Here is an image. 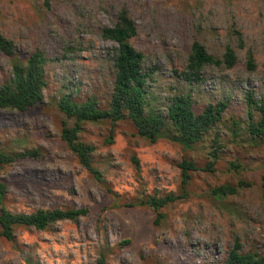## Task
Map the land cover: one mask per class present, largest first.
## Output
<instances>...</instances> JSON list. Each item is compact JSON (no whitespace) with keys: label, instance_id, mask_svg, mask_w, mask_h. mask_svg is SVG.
<instances>
[{"label":"rangeland","instance_id":"rangeland-1","mask_svg":"<svg viewBox=\"0 0 264 264\" xmlns=\"http://www.w3.org/2000/svg\"><path fill=\"white\" fill-rule=\"evenodd\" d=\"M122 9L136 25L130 43L144 56L155 108L175 93L189 94L196 112L208 103L225 108L191 147L168 137L151 142L127 118L85 122L78 137L94 146L97 180L61 140L66 119L57 101L94 96L106 106L116 45L100 28L112 26ZM0 30L15 47L12 56L0 53V84L9 81L13 62L31 52L46 59L41 101L25 111L0 109V149L38 151L0 166L2 204L13 213L87 211L42 230L17 225L11 239L0 235V264H220L235 245L264 256V135L249 132L245 98L247 91L253 100L264 96V0H57L49 8L41 0H0ZM195 40L215 56L230 46L237 62L205 66L202 80L183 81L180 71ZM182 160L197 167L185 184ZM240 181L246 186L234 195L211 194ZM168 194L177 198L158 211L147 204Z\"/></svg>","mask_w":264,"mask_h":264},{"label":"trees","instance_id":"trees-1","mask_svg":"<svg viewBox=\"0 0 264 264\" xmlns=\"http://www.w3.org/2000/svg\"><path fill=\"white\" fill-rule=\"evenodd\" d=\"M45 8L57 0H41ZM137 33L134 21L122 9L112 26L100 28L103 38L113 41L116 45L112 59L113 80L110 95L106 106L102 107L94 96L82 100L73 99L70 95H62L57 101V108L67 121H62L60 138L67 149L77 158L78 163L95 179L100 180L99 171L92 165L94 146L79 140V132L85 122H99L108 120L111 125L127 118L136 129V133L153 142L160 137L191 147L204 139L206 134L220 120L225 104L223 102L208 103L200 111L193 108V101L189 94L175 93L166 98L162 109L155 108L149 100L146 89V78L149 74L144 68V56L130 43V39ZM15 47L0 30V53L12 56ZM237 62L233 48L226 46L220 56L207 52L203 44L193 41L187 56L184 69L180 77L185 82L202 80V70L205 66L231 68ZM46 59L39 51L31 52L24 62L15 61L11 65L9 81L0 84V109L25 111L39 103L46 86L44 65ZM247 65L253 68V59L248 55ZM251 92L245 93L249 107L248 130L252 135H264V96L253 100ZM252 110L257 114L253 120ZM210 155L215 158L214 152ZM38 151L25 150L22 152H8L0 149V166L13 163L26 157H37ZM212 162L204 170L211 168ZM182 174V184L189 178L188 171H195L197 167L190 161L182 160L179 163ZM242 181L237 185L222 184L211 190V194L218 198L234 195L238 187L246 186ZM261 187L264 199V175L261 176ZM6 185L0 181V235L6 239L13 236V228L17 225L33 227L42 230L48 225L60 220H74L86 214L85 208L43 209L38 208L31 213H13L3 204ZM177 197L165 195L151 197L147 204L155 211L173 202ZM160 213H157L156 224ZM98 264H103L100 260ZM220 264H264V256L256 253L240 252L238 246L227 251Z\"/></svg>","mask_w":264,"mask_h":264}]
</instances>
